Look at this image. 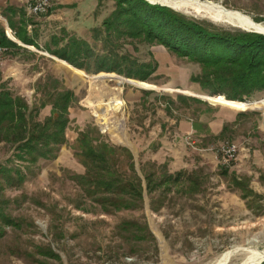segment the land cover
Segmentation results:
<instances>
[{
    "label": "rangeland",
    "instance_id": "374dc122",
    "mask_svg": "<svg viewBox=\"0 0 264 264\" xmlns=\"http://www.w3.org/2000/svg\"><path fill=\"white\" fill-rule=\"evenodd\" d=\"M208 1L254 21L259 18L256 22L264 25V0ZM71 3L76 5L64 6ZM96 3L51 0L42 14L45 22H39L42 25L37 29L38 47L22 45L19 39L28 35L26 22L15 28L6 13L9 6L1 10L11 27L5 24L6 36L18 46L7 48L0 66V89H8L31 106L45 98L40 85L48 80V86L72 89L75 98L68 109L71 122L67 140L55 158H40L31 164L17 159L14 145L0 142V165L20 168L25 175L19 187L0 190V198L7 201L5 211L19 223V227H6L0 237V264H213L236 247L263 248L264 93H255L248 103L239 102L241 105L201 94L204 90L188 80L191 73L199 72L198 65L156 45L138 44V51H133L125 41L120 48V52L127 49L140 60L150 59L152 53L158 65L149 82L115 72L86 73L44 50L45 43L62 27L92 43L91 26L112 9V1L106 0L96 13ZM175 9L217 26L247 31L223 19L221 11ZM92 44L100 48L99 41ZM55 79L57 83H53ZM189 96L191 99H186ZM48 113L49 105L40 110L38 118ZM226 121L228 128L220 135ZM99 122L107 141L131 151L141 177L139 161H168L170 171L195 169L199 190L158 189L152 197L144 191L141 206L110 213L91 199L78 198L80 190L71 175L84 168L79 155L74 154L80 150L75 137L78 130ZM182 122L188 126L184 133L177 130ZM226 142H234L237 150L236 160L229 166L220 163V146ZM232 172L246 178L254 194L247 195L233 186L229 181ZM127 219L146 223L148 230L139 238H130L120 227ZM41 246H50L59 259L40 254ZM244 256L239 252L223 264H239Z\"/></svg>",
    "mask_w": 264,
    "mask_h": 264
},
{
    "label": "trees",
    "instance_id": "16d2710c",
    "mask_svg": "<svg viewBox=\"0 0 264 264\" xmlns=\"http://www.w3.org/2000/svg\"><path fill=\"white\" fill-rule=\"evenodd\" d=\"M104 1L97 0L96 13ZM111 1L112 9L90 28L92 43L99 41V49H95L87 38L68 33L62 27L59 34H53L45 43L44 50L86 73H117L149 82L158 65L152 53L150 59L140 60L127 49L120 52V48L125 41L132 45L133 51H138V44L156 45L179 59L198 65L199 72L191 73L188 80L204 90L205 93L201 94L219 96L235 103H248L255 93H264V34L217 26L147 0ZM75 5L64 6L69 8ZM15 9L21 11L20 8L7 7L13 12ZM7 23L10 27L8 19ZM5 30V26L0 27L1 43L7 48L18 46L6 36ZM33 36L18 39L26 45L38 47L37 30ZM53 81L57 83L58 80ZM47 84L48 80H45L40 85L45 98L31 106L22 97L13 96L8 89H0V142L14 145L17 159L31 164L40 158L53 159L57 156L59 148L66 143V129L71 122L68 109L75 98L73 90L58 89L57 84H52V87ZM95 96L94 92L93 98ZM192 100L201 102L199 98L192 97ZM89 101L94 104L91 98ZM47 105L49 113L39 119L40 110ZM242 114L247 112L237 113ZM228 124L227 121L223 123L220 135L224 134ZM101 130L99 122L98 126L77 131L75 139L80 150L74 154L79 155L84 170L72 174L71 179L79 187L78 198L91 199L99 203L104 212L110 213L141 206L144 191L152 197L158 189L164 192L178 189L185 193L199 190L195 182V169L170 171L168 161H139L141 177L135 169L131 151L107 141ZM222 171L227 173V169L222 168ZM24 179L20 168L0 165V190L17 188ZM229 181L247 195L254 194L246 178L232 172ZM151 201L155 205L154 200ZM6 202L0 198V237L4 235L6 227H19L16 219L5 211ZM153 209L157 210L158 207L155 205ZM120 227L135 239L148 230L146 223L130 219L122 220ZM38 252L46 258L59 259V254L50 246H41ZM260 264H264V261Z\"/></svg>",
    "mask_w": 264,
    "mask_h": 264
},
{
    "label": "bare ground",
    "instance_id": "6f19581e",
    "mask_svg": "<svg viewBox=\"0 0 264 264\" xmlns=\"http://www.w3.org/2000/svg\"><path fill=\"white\" fill-rule=\"evenodd\" d=\"M151 1L165 3L170 6H173L174 8L176 7L194 8L195 10H199V11L213 10L217 13L221 11V16L223 19L228 20L229 22L233 24H238L240 26L246 27L248 30H255L257 32L264 33L263 23H258L247 15H244L240 12H235V11L226 9L225 7L219 4H216L212 1H208V0L207 1L205 0L204 1L203 0H151ZM6 52H7V48L3 44L0 43V56H2L3 59L5 57ZM206 99H211V98L206 97ZM227 103L231 104L230 102H227ZM237 104L241 105L239 102ZM248 250H251V251H249L248 253ZM239 252L245 253V256L243 257L244 260L239 264H259L260 262L264 260V247L259 248L255 245H252L247 248L236 247L232 250H229L221 254L213 264H223V262L231 259L235 254Z\"/></svg>",
    "mask_w": 264,
    "mask_h": 264
},
{
    "label": "crops",
    "instance_id": "0c3cea01",
    "mask_svg": "<svg viewBox=\"0 0 264 264\" xmlns=\"http://www.w3.org/2000/svg\"><path fill=\"white\" fill-rule=\"evenodd\" d=\"M26 1L27 0H0V27H4L5 24L8 26L7 19L1 10H5V8L7 6L20 8L21 11L19 9L18 10L15 9L16 10L15 12H13L11 10H6V13L9 15L10 20L13 22V26L15 28L20 24V22H26L27 33L30 37L33 38L34 37L33 31L37 30L42 25V24H39V22H45V21L43 20L42 14L34 16V15H29L28 13H26V10L24 8ZM23 19H24V21H23ZM8 28L10 29L9 26H8ZM0 43H1V41H0ZM22 45H26V44L22 43ZM5 47L7 48V46H5ZM216 105H218V104H216ZM219 106H221L223 108L225 107L231 111H238V109L234 108V107H228V106H223V105H219ZM177 130H178V132H183V133L186 132L188 130L187 123L182 122L181 126H179V125L177 126Z\"/></svg>",
    "mask_w": 264,
    "mask_h": 264
},
{
    "label": "built area",
    "instance_id": "2783aa9c",
    "mask_svg": "<svg viewBox=\"0 0 264 264\" xmlns=\"http://www.w3.org/2000/svg\"><path fill=\"white\" fill-rule=\"evenodd\" d=\"M50 7L49 0H27L25 3L26 13L29 15H41L47 12ZM7 28V27H6ZM7 30V29H6ZM8 35V33H7ZM3 58L0 56V66L3 63ZM236 144L234 142H226L220 146V163L223 166H229L236 160Z\"/></svg>",
    "mask_w": 264,
    "mask_h": 264
},
{
    "label": "water",
    "instance_id": "95a60500",
    "mask_svg": "<svg viewBox=\"0 0 264 264\" xmlns=\"http://www.w3.org/2000/svg\"><path fill=\"white\" fill-rule=\"evenodd\" d=\"M147 1H149L150 3H158V4L165 5V6H168V7H171V8H173V9H175L173 6H170V5L165 4V3L155 2V1H151V0H147ZM245 30H246V29H245ZM247 31H255V30H248V29H247ZM255 32H257V31H255ZM260 33H263V32H260ZM259 264H260V263H259Z\"/></svg>",
    "mask_w": 264,
    "mask_h": 264
}]
</instances>
